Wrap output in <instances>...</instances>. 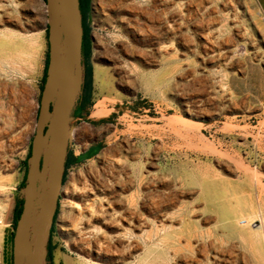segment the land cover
<instances>
[{"label": "rangeland", "instance_id": "1", "mask_svg": "<svg viewBox=\"0 0 264 264\" xmlns=\"http://www.w3.org/2000/svg\"><path fill=\"white\" fill-rule=\"evenodd\" d=\"M98 2L82 26L75 112L88 60V109L117 131L96 157L64 169L53 264H264V19L255 1L132 0L140 38L102 27ZM47 27L46 1H0V264H12L2 235L23 201ZM96 67L107 71L104 87ZM75 86L70 79L69 101ZM81 213L92 228L83 240L60 228L82 230ZM30 238L42 260L45 235L34 227Z\"/></svg>", "mask_w": 264, "mask_h": 264}, {"label": "water", "instance_id": "2", "mask_svg": "<svg viewBox=\"0 0 264 264\" xmlns=\"http://www.w3.org/2000/svg\"><path fill=\"white\" fill-rule=\"evenodd\" d=\"M48 11V65L40 94L36 129L27 158L25 183L21 187L22 209L16 221L12 264H44L47 242L57 209L60 187L71 140L77 100L82 93L84 65L79 0H45ZM75 1L78 21L74 24L71 4ZM76 76L73 99L69 101L70 69ZM45 235L42 260L36 256L30 232Z\"/></svg>", "mask_w": 264, "mask_h": 264}, {"label": "bare ground", "instance_id": "3", "mask_svg": "<svg viewBox=\"0 0 264 264\" xmlns=\"http://www.w3.org/2000/svg\"><path fill=\"white\" fill-rule=\"evenodd\" d=\"M1 1V0H0ZM4 1V0H3ZM229 2V1H228ZM223 3V2H222ZM154 4V3H153ZM151 4V5H153ZM230 4V3H229ZM228 4V5H229ZM135 5V4H134ZM155 5V4H154ZM226 5V4H225ZM158 6V5H157ZM155 7V6H154ZM225 7V6H224ZM140 8V7H139ZM149 8V7H148ZM156 8V7H155ZM226 8V7H225ZM229 8V7H228ZM228 10V9H227ZM95 11L96 13L99 15V22L100 25L102 27H109L112 30H114L115 32H117L120 35H125L126 37L131 36V37H137L140 38L142 35V29L140 27L139 22L136 19V13H135V9L134 6L132 4V0H99L98 3L95 4ZM153 11V10H152ZM129 14L127 15L126 14ZM159 12V11H158ZM145 13V12H144ZM222 13V12H221ZM71 14H72V20L74 22V24H77L78 21V15H77V10L75 7V1L72 2L71 4ZM139 14V13H138ZM152 14V13H151ZM154 14V13H153ZM232 14V13H230ZM146 15V14H145ZM156 16V15H155ZM160 16V15H159ZM180 16V15H179ZM226 16V15H225ZM231 16V15H230ZM228 16V17H230ZM146 17V16H145ZM150 17V16H149ZM154 17V16H153ZM139 18V17H138ZM147 19V18H146ZM236 20V19H235ZM146 21V20H145ZM158 21V19H157ZM143 22V20H142ZM141 22V23H142ZM226 22V21H225ZM153 23V22H152ZM160 23V22H159ZM230 23V22H229ZM149 24V23H148ZM218 24V23H217ZM216 24V25H217ZM142 25V24H141ZM145 25V24H143ZM152 25V24H151ZM222 25V24H220ZM154 26V25H152ZM146 27V26H145ZM110 29V30H111ZM148 29V28H147ZM154 29V28H153ZM156 32V31H155ZM217 32V31H216ZM241 33V32H240ZM145 35V34H144ZM154 35V34H152ZM143 36V35H142ZM203 36V34H202ZM240 36V35H239ZM204 37V36H203ZM216 37V36H215ZM210 38V37H209ZM217 38V37H216ZM207 39V38H205ZM211 43V42H210ZM207 44V43H206ZM205 45V44H204ZM203 45V46H204ZM208 45V44H207ZM206 47V46H205ZM210 47V46H209ZM214 47V46H213ZM259 53V52H258ZM256 54V53H255ZM133 66V65H132ZM134 67V66H133ZM135 68V67H134ZM136 70V69H135ZM106 75H107V71L100 68V67H96L95 69V80L98 84H100L101 86H106L107 85V81H106ZM70 79H71V83L72 84H76L77 80H76V76L72 74V68L70 69ZM90 185V184H89ZM96 185V184H95ZM94 185V186H95ZM102 185V184H100ZM93 186V187H94ZM88 187V186H87ZM99 187V186H98ZM97 187V188H98ZM82 189V188H81ZM91 189V188H90ZM93 189V188H92ZM106 189V187L104 188ZM103 190V188H102ZM67 192V191H66ZM83 192V191H82ZM86 192V191H85ZM225 193V192H224ZM85 195V194H83ZM105 195V194H104ZM97 197V196H96ZM110 197V196H109ZM112 198V197H111ZM92 199V198H91ZM115 199V198H114ZM93 200V199H92ZM96 200V199H95ZM87 201V200H86ZM104 201V200H103ZM89 202V201H88ZM90 203V202H89ZM98 203V201H97ZM116 203V202H115ZM91 204V203H90ZM93 204V203H92ZM102 204V202H101ZM96 205V204H95ZM100 205V204H99ZM98 205V206H99ZM113 205V204H112ZM97 206V205H96ZM109 206V205H108ZM238 206L240 209H242L243 212H245V214H248L251 212V208L252 205L245 203V202H240L238 203ZM107 207V206H106ZM110 207V206H109ZM112 208V207H111ZM85 210V209H84ZM102 210V209H101ZM105 210V209H104ZM90 211V210H88ZM84 212V211H83ZM108 213V212H107ZM106 213V214H107ZM111 214V213H110ZM114 214V213H113ZM87 215L84 213H81L79 221L80 224H82V230H80L77 226V224L74 225H65V224H61L60 228L64 231H75L77 233V236L79 237V239L83 240V238H88V236L90 237L91 235V229H90V225L88 224V220H87ZM62 217V216H60ZM85 223L87 225H85ZM252 225V224H251ZM94 229V227H93ZM95 230V229H94ZM98 230V229H97ZM96 230V231H97ZM101 232V231H100ZM99 232V233H100ZM90 234V235H89ZM98 236V235H97ZM95 237V236H94ZM107 237V236H106ZM110 237V236H109ZM108 237V238H109ZM116 237V236H115ZM114 237V238H115ZM87 240V239H86ZM95 240V239H94ZM105 240V239H103ZM108 240V239H107ZM115 240V239H114ZM31 241V239H30ZM99 241V239H98ZM113 241V240H112ZM84 242V241H83ZM93 242V241H92ZM100 242V241H99ZM98 242V243H99ZM32 243V242H31ZM87 243V242H86ZM97 243V241H96ZM89 244V243H88ZM104 244V243H102ZM95 245V244H94ZM98 246V245H97ZM91 247V246H88ZM93 248V247H92ZM98 248V247H97ZM100 248V246H99ZM98 248V249H99Z\"/></svg>", "mask_w": 264, "mask_h": 264}, {"label": "crops", "instance_id": "4", "mask_svg": "<svg viewBox=\"0 0 264 264\" xmlns=\"http://www.w3.org/2000/svg\"><path fill=\"white\" fill-rule=\"evenodd\" d=\"M254 1L264 19V0ZM259 104L264 107V96L259 100ZM74 115L75 124L73 129H75V131L71 136L69 149L78 159H92L108 145V140L117 131L116 123H113L110 116L105 117L97 115L95 111L89 110L88 106L80 110L79 113L74 112ZM94 145H98L99 148L91 153ZM23 170L25 171V167ZM10 223H8V226ZM12 232L13 228H7L2 235L3 244L10 245L11 249L13 244Z\"/></svg>", "mask_w": 264, "mask_h": 264}, {"label": "trees", "instance_id": "5", "mask_svg": "<svg viewBox=\"0 0 264 264\" xmlns=\"http://www.w3.org/2000/svg\"><path fill=\"white\" fill-rule=\"evenodd\" d=\"M79 2H80L81 14H82V26L86 24L87 29H89V26H88V23H87V12L89 11L90 0H79ZM83 4L88 6V9H86L85 13L82 10V5ZM47 35H48V27H47ZM48 49H49V42H48ZM89 52H90V49L88 50V56H89ZM88 56H87V59H88ZM48 58H49V56H48V52H47V56H46V60H45V67H44V76H43V79H42V84L40 86V90H42L43 83L45 81L47 65H48ZM91 79H92V66H91L90 62L87 60L86 67H85L86 92L84 93V97L83 98L81 97V99L79 100V105H78V108H77V110H79V111L84 109V108H86L90 104ZM79 111H77V112L79 113ZM30 149H31V147H30ZM30 149H29V152L27 154L26 159L24 160L25 173H24V179H23L22 185L24 184V181H25V178H26V171H27V162L26 161H27L28 156L30 155ZM77 161H79L78 158H76L73 155L72 151H69L68 155H67V160H66L65 167L67 168L70 164H72L74 162H77ZM63 180H64V176H63ZM58 207H59V204L57 206V210H56L55 216L57 214ZM21 209H22V201L18 199L17 202H16V205L14 207V213H13L12 239H13V235H14V229H15L16 221H17L18 216H19V214L21 212ZM55 216H54V221H55ZM54 221H53V224H54ZM52 232H53V230L51 229V233ZM51 233H50V237H49V241H48V254H47V257H48V260H49L50 264H53V255H52L53 247H52V244H51Z\"/></svg>", "mask_w": 264, "mask_h": 264}, {"label": "flooded vegetation", "instance_id": "6", "mask_svg": "<svg viewBox=\"0 0 264 264\" xmlns=\"http://www.w3.org/2000/svg\"><path fill=\"white\" fill-rule=\"evenodd\" d=\"M31 239V238H30Z\"/></svg>", "mask_w": 264, "mask_h": 264}]
</instances>
